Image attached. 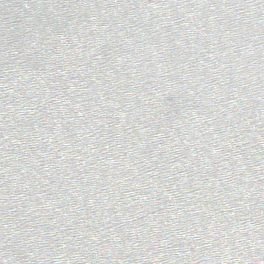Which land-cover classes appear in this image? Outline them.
I'll use <instances>...</instances> for the list:
<instances>
[{"label": "water", "instance_id": "obj_1", "mask_svg": "<svg viewBox=\"0 0 264 264\" xmlns=\"http://www.w3.org/2000/svg\"><path fill=\"white\" fill-rule=\"evenodd\" d=\"M237 264H264V0H144Z\"/></svg>", "mask_w": 264, "mask_h": 264}]
</instances>
